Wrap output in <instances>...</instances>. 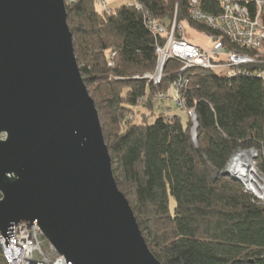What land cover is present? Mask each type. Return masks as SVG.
Segmentation results:
<instances>
[{
	"label": "trees",
	"instance_id": "trees-1",
	"mask_svg": "<svg viewBox=\"0 0 264 264\" xmlns=\"http://www.w3.org/2000/svg\"><path fill=\"white\" fill-rule=\"evenodd\" d=\"M66 5L114 177L153 254L163 264H264V202L221 174L237 150L250 148L258 151L264 171V79L256 75L264 56L236 76L190 69L181 89L172 88L185 79L179 77L181 63L172 59L156 85L149 76L168 36L155 33L152 20L167 32L176 17L216 33L190 16L188 0H134L113 9L105 0H66ZM201 8L222 12L216 1H204ZM159 92H169L164 104ZM0 264H8L1 243Z\"/></svg>",
	"mask_w": 264,
	"mask_h": 264
},
{
	"label": "water",
	"instance_id": "water-1",
	"mask_svg": "<svg viewBox=\"0 0 264 264\" xmlns=\"http://www.w3.org/2000/svg\"><path fill=\"white\" fill-rule=\"evenodd\" d=\"M221 174L240 181L228 170ZM21 222L38 224L64 264H163L114 177L65 0H0V234L6 247Z\"/></svg>",
	"mask_w": 264,
	"mask_h": 264
},
{
	"label": "built area",
	"instance_id": "built-area-1",
	"mask_svg": "<svg viewBox=\"0 0 264 264\" xmlns=\"http://www.w3.org/2000/svg\"><path fill=\"white\" fill-rule=\"evenodd\" d=\"M188 1L190 16L216 32L212 37L215 45L207 50L187 41L181 35L175 36V23L172 35L169 36V32L164 27L156 20H152V30L155 33L167 34L169 37L165 45L157 49L158 61L163 66L174 59L182 65L179 77L185 79L181 78L178 83L172 85V88H183L189 81L184 73L193 68L215 70L229 76L247 73L242 66L255 63L257 59L253 56L259 53L257 51L264 52V0ZM204 1L219 2L222 12L215 14L203 11L201 6ZM138 6L141 7L139 3ZM218 34L228 39L230 47L220 40ZM162 68L156 75L149 76L156 85L162 82L164 76ZM256 75L264 79V68ZM161 97L163 96L158 94V98ZM180 97L178 96V99ZM257 159L259 153L256 149H239L224 170L237 177L247 191L264 202V171L260 168ZM10 241L11 243L6 247L4 237L0 234L3 256L8 264H64V256L59 255L49 244L38 224L28 225L22 222L15 224V237L10 238Z\"/></svg>",
	"mask_w": 264,
	"mask_h": 264
},
{
	"label": "rangeland",
	"instance_id": "rangeland-1",
	"mask_svg": "<svg viewBox=\"0 0 264 264\" xmlns=\"http://www.w3.org/2000/svg\"><path fill=\"white\" fill-rule=\"evenodd\" d=\"M69 1H71V0H69ZM103 1H104V0H103ZM131 1H134V0H131ZM65 2H66V0H65ZM66 6H67V5H66ZM137 8L141 9L142 6H141V7L138 6ZM174 23L176 24V25H175V36H177V35H181V36H183V38L186 39L187 41L193 42L194 44L199 45V46H201V47H203V48H205V49H207V50L212 49L213 46L215 45L214 42L212 41V37H213V35H214L215 33L209 35V34H207V33H205V32L199 31V30H197L195 27H192V26L189 24L188 21L178 22L177 19H176V17L174 18V22L172 23L171 29L168 30V32H169V36L172 35L171 32H173V26H174ZM200 23H202V22H200ZM170 33H171V34H170ZM218 33H219V32H218ZM215 35H216V34H215ZM218 35H219V34H218ZM167 36H168V35H167ZM219 36H220V40H221L222 42H224L225 45H227V47H230L228 39H227V38H224L222 35H219ZM167 40H169V37H168ZM229 49H230V48H229ZM257 52H259V53H257L255 56H253V58H255V59L258 60V59L261 58V56H264V52H263V50H259V51H257ZM161 64H162V63H160L159 61H157L156 69H155L154 73H152L153 75H156V74L158 73V71L161 69V67H163V68H162V72L164 73L167 63L163 64V66H162ZM219 73H223V72H219ZM163 77H164V76H163ZM173 85H174V84H173ZM168 93H169V92H168ZM168 93H164V92H159V93H158V94H160V96H163V97L159 98L160 100H162L161 103L164 104L163 100H165V98L168 96ZM177 103H178V106H179L180 108H182V106H183V98L180 97V98L178 99ZM171 111L173 112V110H171ZM171 111H170V112H171ZM188 112H189V114L191 115V119L193 120L191 131H192L193 139L196 141V139H197V132H196L197 129H196V125H198V124H197V117H196V114L194 113L193 110H192V111H188ZM194 136L196 137V139H195ZM3 137H4V136L2 135L1 138H3ZM235 153H236V152H235ZM235 153H234V154H235ZM234 154H233V155H234ZM232 157H233V156H232ZM232 157H231V158H232ZM230 160H231V159H230ZM257 161L260 162L259 159H257ZM260 201H261V200H260ZM261 202H262V201H261ZM174 206H175V201H174V199H172V201H171V207H172V209L174 208Z\"/></svg>",
	"mask_w": 264,
	"mask_h": 264
},
{
	"label": "crops",
	"instance_id": "crops-1",
	"mask_svg": "<svg viewBox=\"0 0 264 264\" xmlns=\"http://www.w3.org/2000/svg\"><path fill=\"white\" fill-rule=\"evenodd\" d=\"M105 2L107 3L108 8L113 9V8L118 7V6L130 3L132 1L131 0H105ZM98 8L101 9L100 4H98Z\"/></svg>",
	"mask_w": 264,
	"mask_h": 264
},
{
	"label": "bare ground",
	"instance_id": "bare-ground-1",
	"mask_svg": "<svg viewBox=\"0 0 264 264\" xmlns=\"http://www.w3.org/2000/svg\"><path fill=\"white\" fill-rule=\"evenodd\" d=\"M250 64H252V63H250ZM239 157H241V156H239Z\"/></svg>",
	"mask_w": 264,
	"mask_h": 264
}]
</instances>
